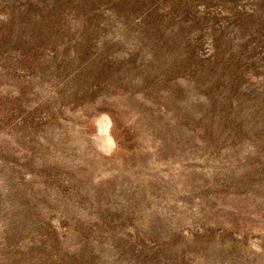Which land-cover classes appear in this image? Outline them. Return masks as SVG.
Here are the masks:
<instances>
[{"label": "rangeland", "instance_id": "obj_1", "mask_svg": "<svg viewBox=\"0 0 264 264\" xmlns=\"http://www.w3.org/2000/svg\"><path fill=\"white\" fill-rule=\"evenodd\" d=\"M0 264H264V0H0Z\"/></svg>", "mask_w": 264, "mask_h": 264}, {"label": "clouds", "instance_id": "obj_2", "mask_svg": "<svg viewBox=\"0 0 264 264\" xmlns=\"http://www.w3.org/2000/svg\"><path fill=\"white\" fill-rule=\"evenodd\" d=\"M98 118L109 122V124L111 122V116L107 112H101ZM100 134H107L108 135L107 143L111 145L112 147H115V141L110 136L109 127H102L100 129Z\"/></svg>", "mask_w": 264, "mask_h": 264}]
</instances>
